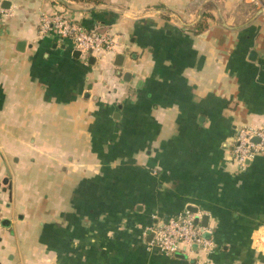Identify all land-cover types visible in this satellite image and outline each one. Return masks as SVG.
Segmentation results:
<instances>
[{
	"label": "crops",
	"instance_id": "0c3cea01",
	"mask_svg": "<svg viewBox=\"0 0 264 264\" xmlns=\"http://www.w3.org/2000/svg\"><path fill=\"white\" fill-rule=\"evenodd\" d=\"M0 6L1 264H264V153L232 159L264 123V0ZM62 11L113 50L40 35ZM191 208L211 251L150 243Z\"/></svg>",
	"mask_w": 264,
	"mask_h": 264
},
{
	"label": "built area",
	"instance_id": "2783aa9c",
	"mask_svg": "<svg viewBox=\"0 0 264 264\" xmlns=\"http://www.w3.org/2000/svg\"><path fill=\"white\" fill-rule=\"evenodd\" d=\"M2 11L0 6V13ZM38 32L40 35L53 33L59 41H66L85 57H100L105 51L114 48V39L110 33L87 30L65 11L42 14ZM260 153H264V123L238 129L232 145V159L236 167L240 171L244 170L248 162ZM199 217L201 213L186 210L183 214L156 221L149 230L150 243L169 255L193 246L211 251L214 243L204 236L206 228L194 222Z\"/></svg>",
	"mask_w": 264,
	"mask_h": 264
},
{
	"label": "water",
	"instance_id": "95a60500",
	"mask_svg": "<svg viewBox=\"0 0 264 264\" xmlns=\"http://www.w3.org/2000/svg\"><path fill=\"white\" fill-rule=\"evenodd\" d=\"M78 53H79V52L77 51V54H78ZM252 55H253V52H252ZM90 58L92 59V57H90ZM7 179H8V174H7V176H6L4 179H2L1 183L4 184V185L7 184ZM189 210H191V211H193V212L196 211V209H194V208H191V209H189ZM206 220H207V218H206V216H204V217H203V223H202L203 226H206ZM194 222L197 223V222H198V218H195V219H194ZM0 264H1V263H0Z\"/></svg>",
	"mask_w": 264,
	"mask_h": 264
},
{
	"label": "trees",
	"instance_id": "16d2710c",
	"mask_svg": "<svg viewBox=\"0 0 264 264\" xmlns=\"http://www.w3.org/2000/svg\"><path fill=\"white\" fill-rule=\"evenodd\" d=\"M206 27H207L206 21H199L198 23H196V25H194L193 28L195 31H201L205 29Z\"/></svg>",
	"mask_w": 264,
	"mask_h": 264
}]
</instances>
